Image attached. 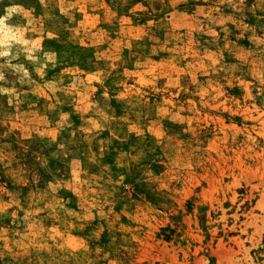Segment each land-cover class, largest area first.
Masks as SVG:
<instances>
[{
	"label": "rangeland",
	"instance_id": "obj_1",
	"mask_svg": "<svg viewBox=\"0 0 264 264\" xmlns=\"http://www.w3.org/2000/svg\"><path fill=\"white\" fill-rule=\"evenodd\" d=\"M0 264H264V0H0Z\"/></svg>",
	"mask_w": 264,
	"mask_h": 264
}]
</instances>
